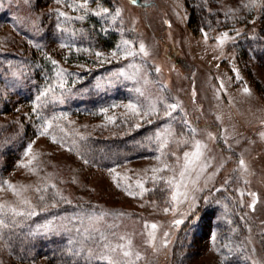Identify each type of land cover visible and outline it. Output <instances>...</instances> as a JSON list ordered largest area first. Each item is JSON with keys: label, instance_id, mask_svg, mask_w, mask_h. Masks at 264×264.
<instances>
[{"label": "rangeland", "instance_id": "1", "mask_svg": "<svg viewBox=\"0 0 264 264\" xmlns=\"http://www.w3.org/2000/svg\"><path fill=\"white\" fill-rule=\"evenodd\" d=\"M0 52L74 73L64 83L96 84L92 108L31 120L17 155L2 160L0 264H52L11 258L1 236L13 209L36 216L52 204L65 209L43 230L61 231L85 264L119 259V244L131 264H222L234 250L264 264V0H0ZM97 70L109 71L106 92L89 76ZM14 74L0 78L13 106L0 111L2 128L31 112L11 93L22 83ZM119 118L131 123L117 130ZM132 124H156L135 157L96 167L78 150L77 138ZM197 142L202 154L181 177Z\"/></svg>", "mask_w": 264, "mask_h": 264}, {"label": "trees", "instance_id": "2", "mask_svg": "<svg viewBox=\"0 0 264 264\" xmlns=\"http://www.w3.org/2000/svg\"><path fill=\"white\" fill-rule=\"evenodd\" d=\"M96 32L97 34L100 33L98 29H95ZM81 35L88 38L91 34L82 32ZM243 37L249 39L250 35H244ZM251 38L253 39V37ZM29 58L11 52H0V78L2 75L10 77L13 73L19 76L22 80L20 88L17 87L18 89L13 90L11 93L17 96L16 102L28 103L31 109L28 122H9L3 125V128L2 124L0 125V172L3 170L2 160L6 159L8 163V157L17 155V149L25 143V135L32 121L34 124L41 126L46 122H50L47 120L48 118L50 120L55 119L56 115L60 113L73 114L74 108H79L81 104L84 105L83 110H88L92 108V100L96 95L94 89L96 84L93 83V79L92 82L88 79L83 84L64 83L65 78H62L74 73L71 74L64 70V75L59 77L58 65L54 64L53 66L44 59H38L36 63ZM38 73L42 75V82L38 81ZM92 74L100 77L99 87L107 91L102 86L103 81L101 79L107 78L109 71L97 70L89 76L94 77ZM61 84H63V87L60 86ZM102 93L104 94V92ZM82 100L85 102H81ZM12 108L13 106L10 105L7 96L3 91H0V111L2 113H5L4 111L10 112ZM20 117L24 119L23 116L20 115ZM20 117L19 119L22 121ZM125 123L130 124L131 122L119 118L112 125L118 130L125 126ZM155 126L156 124H132L130 127L124 128L122 133L115 131L114 135L101 131L86 134L84 138L76 139L79 143L78 150L82 155H85L86 160L93 166L110 167L135 157L136 153L140 152L142 148H146V144L153 142L149 136L152 135ZM51 133L52 129L47 126L46 134ZM73 136L78 135L74 134ZM155 193L157 199H163L167 192L164 187H158ZM52 196L56 197L58 202L61 200V196L56 194H52ZM49 206L51 207L41 210L42 212L36 214V216L24 212L16 217L4 218L6 219L4 221L6 226H2L1 236L7 254L20 262L46 258L52 264H85L83 263L84 256L77 252L75 244L65 242L61 231L51 233L43 230L44 224L49 222L50 219H55L59 215V211L65 209L53 204ZM185 225V223L181 225V228ZM181 228H179V231ZM176 247L174 244L170 262L175 261L178 252ZM86 248L87 245L85 244L84 249ZM222 264L246 263L241 255L234 250L222 261Z\"/></svg>", "mask_w": 264, "mask_h": 264}, {"label": "snow or ice", "instance_id": "3", "mask_svg": "<svg viewBox=\"0 0 264 264\" xmlns=\"http://www.w3.org/2000/svg\"><path fill=\"white\" fill-rule=\"evenodd\" d=\"M133 2H135V0H133ZM251 2L254 5L256 3V0H251ZM117 14H119V13H117ZM61 15H63V13H61ZM140 52L143 53L145 56L148 55V53L145 51L143 45L140 46ZM97 55L99 56L100 53H97ZM128 55H133V53L132 52H128ZM53 63H55V61H53ZM58 75H63V72L62 71L61 72H58ZM60 86L63 87V84H61ZM247 91H248V89L245 88V92H247ZM127 107L133 113H135L137 111L136 106L133 105V104H129V105H127ZM168 107H170L171 109L175 110L176 107H177V105L172 104V105H168ZM165 114L166 115H169V116L171 115L170 112H167ZM108 119L111 122L112 117H109ZM45 131H47V129H45ZM201 147H202L201 144L199 142H197L196 145H195V149L196 150L194 152H192L191 154H189V153H185L184 154L185 155V166H184V169L180 172V176L181 177L184 176L185 171L187 170V168L189 167V165H192L193 163H195L196 160L199 159L200 155L202 154L200 152ZM29 163H31V162H29ZM240 163L243 166V161H241ZM24 166L26 167L27 165H24ZM165 167H167V166H165ZM161 170L162 169H154L153 171L156 172V171H161ZM153 179H159V178L158 177H153ZM169 183H171V181H169ZM140 186L142 187V185H140ZM9 187H11V186H9ZM13 190L15 191V189H13ZM173 199H175V196L173 197ZM22 203H29V202L25 200V201H22ZM168 210L169 209H167V208L165 209L166 212ZM12 211L16 215H21L22 214V213H19V212H15V209H13ZM29 215H35V212H31V213H29ZM174 223L176 225H179L180 223H182V221L176 220ZM0 225H3V221H0ZM4 226H6V225H4ZM151 228L152 229H155L156 228V225L155 224L151 225ZM120 239L123 240L124 238L121 237ZM129 244H130V241H129ZM126 247L127 246L124 245V244H119V245H117L115 247L110 248V251L112 253H116V252L119 251V254H120V258L119 259L115 258L114 256H104V257H102V259H104L107 262V264H131V261L129 260V257H131L132 253L129 250H125ZM136 258H137V260L140 259V257H139L138 254H137Z\"/></svg>", "mask_w": 264, "mask_h": 264}]
</instances>
